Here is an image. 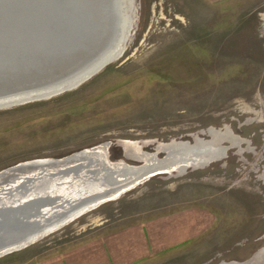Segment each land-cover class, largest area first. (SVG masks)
<instances>
[{
    "label": "rangeland",
    "instance_id": "obj_1",
    "mask_svg": "<svg viewBox=\"0 0 264 264\" xmlns=\"http://www.w3.org/2000/svg\"><path fill=\"white\" fill-rule=\"evenodd\" d=\"M131 17L119 58L0 107V170L107 142L109 160L138 165L206 130L223 155L149 177L0 264H264V0H131Z\"/></svg>",
    "mask_w": 264,
    "mask_h": 264
},
{
    "label": "water",
    "instance_id": "obj_2",
    "mask_svg": "<svg viewBox=\"0 0 264 264\" xmlns=\"http://www.w3.org/2000/svg\"><path fill=\"white\" fill-rule=\"evenodd\" d=\"M107 7L111 16L108 22L106 19L104 29L99 24L102 26L96 33L94 21L106 14ZM114 7L115 0L112 3L108 0H0V97L35 94L10 104L14 105L53 96L79 85L119 58L125 48L118 56L103 57V64L92 72H82L102 54L108 56L105 52L113 48L107 45V36L115 34L119 24L118 10ZM93 37L103 40L100 43L95 39L92 43ZM206 132L211 140L196 137L193 143L176 141L168 147V152L156 143L153 157L146 162L128 158L140 162L138 165L127 164L122 159V168H114L104 159L85 156L84 149L62 158L35 159L0 170V257L33 243L67 216L70 218L75 213L76 217L84 206L92 209L104 201L114 200L130 185L154 175L178 174L187 168L209 164L223 155L224 150L217 149V145L213 148L215 137ZM103 145L108 159L109 143ZM160 152L162 157L157 156ZM95 153L97 150L89 152ZM175 163L180 170L173 168ZM73 184L84 185L86 189L74 197L59 191L62 185L67 188ZM108 197L112 198L104 200Z\"/></svg>",
    "mask_w": 264,
    "mask_h": 264
},
{
    "label": "bare ground",
    "instance_id": "obj_3",
    "mask_svg": "<svg viewBox=\"0 0 264 264\" xmlns=\"http://www.w3.org/2000/svg\"><path fill=\"white\" fill-rule=\"evenodd\" d=\"M113 1L114 0H108V3H112ZM99 4H100V2H99ZM115 5H116V7H114V8L116 9V11L118 10V15H119L118 28L116 29L115 34L114 33H109L108 36L106 35L109 38V42L107 43V45L110 46V47H113V48H111L110 50L105 52L106 54H108V56H105V54H102L100 56V58H97L95 61L91 62V64L88 67H86L82 72H86V73L92 72L94 69L98 68L99 65L103 64V61L101 62V59L103 57H113L114 55L118 56L124 50V44H125V42H126V40L128 38V34H129V30H130L129 28H130L131 23H132L131 0H115ZM109 7H110V5H109ZM103 11H104V9H103ZM110 16L111 15H110L109 9L107 7L106 14L103 13L101 16L97 17L96 21H94L95 25H96L95 30L97 29L96 33L99 31L100 26H102V24H103V27L101 29H104V25H105L106 19H107V22H108ZM100 23H102V24L99 26ZM95 39L100 40V43L103 40V38L93 37L92 43H95ZM105 39H107V38L105 37ZM92 48H90V49L92 50ZM31 95H35V94H33V92H28L26 94L15 93V94H9V95L2 96V97H0V107H5V106H8V105L10 106V104H12V103L24 101V100H26V98H30ZM169 146L170 145H164V146H162V148L165 149L166 152H168V149H169L168 147ZM105 147L102 144L100 146H95V147H93L91 149L87 148V149H85L84 154H85V156L88 155V156H91L92 158L95 157V158H97V160H100V161L103 160V159H104V161L107 160V163L112 165L114 168H116L118 166H120L119 168H122V166H124V162L122 160H120V161H111V160H108L106 158V153H105V149H104ZM94 150H97V153L89 154V152H92ZM215 152H217V151H215ZM137 155L140 156L141 158H143V160H145V162L150 157L154 156L153 154L152 155L151 154L147 155V154H143V153H137ZM85 158L86 157H84V159ZM83 161H86V160H83ZM120 164H122V165H120ZM173 166H174L173 168L179 169V167H178V165L176 163L173 164ZM128 170H130V168H128ZM132 186L133 185H130L127 189L131 188ZM84 189H86L84 185L80 184V185L77 186V184H73L71 187H67V188H65L64 185H62L61 189L59 191L63 192L65 195H69V196L74 197V196L80 195L83 192ZM125 189H123V190H125ZM110 195H112V194H110ZM111 198L108 197V198H105L104 200H110ZM90 208L91 207L89 205H87L86 207L84 206L82 209L77 211V216H78V214L81 215L84 212L90 210ZM74 215H75V213L70 215V218H69V216H67V218L65 217L66 219H64L62 222H60L58 224H55L53 227L51 226L50 228H48L49 231L45 232L44 234L49 233L51 230H53V229H55V228H57V227H59L61 225H64V224L68 223L73 218H75Z\"/></svg>",
    "mask_w": 264,
    "mask_h": 264
},
{
    "label": "crops",
    "instance_id": "obj_4",
    "mask_svg": "<svg viewBox=\"0 0 264 264\" xmlns=\"http://www.w3.org/2000/svg\"><path fill=\"white\" fill-rule=\"evenodd\" d=\"M209 4H213V5H218L220 3H223V2H226V1H229V0H203Z\"/></svg>",
    "mask_w": 264,
    "mask_h": 264
}]
</instances>
